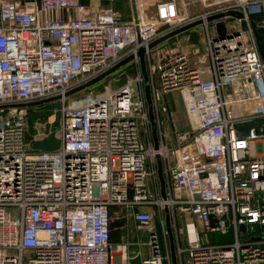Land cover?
<instances>
[{"label":"built area","instance_id":"2783aa9c","mask_svg":"<svg viewBox=\"0 0 264 264\" xmlns=\"http://www.w3.org/2000/svg\"><path fill=\"white\" fill-rule=\"evenodd\" d=\"M199 2L206 10L194 16L180 14L177 0H168L156 6L154 18L139 13L130 22L112 10L91 13L80 0H41L43 11H76L75 19L64 21L41 20L31 8L0 2V112L12 110L0 117V264H112L114 208L147 232L146 252L137 253L141 264H171L165 208L171 225L190 214L204 228L201 239L184 247L175 231L177 264H264V63L249 22L250 14L262 13L258 25L264 29V0ZM230 11L243 18H223L235 20L234 32L223 25L220 37L219 20L210 26L207 18ZM200 20L205 69L191 67L185 55L151 57L152 42ZM140 48L146 51L157 150L136 57ZM131 55L137 72L117 92L73 102L64 97ZM172 91L182 97L189 130L169 126L168 134L161 95ZM53 97H60L59 148L32 150V141L51 132L30 131L25 108L14 105ZM245 104L250 115L233 117L231 108ZM245 121L259 124L260 134L251 129L238 138L233 125ZM212 234L230 240L210 242Z\"/></svg>","mask_w":264,"mask_h":264},{"label":"rangeland","instance_id":"374dc122","mask_svg":"<svg viewBox=\"0 0 264 264\" xmlns=\"http://www.w3.org/2000/svg\"><path fill=\"white\" fill-rule=\"evenodd\" d=\"M189 0H185L186 3ZM199 10L201 12L205 11L206 8L203 4L198 1ZM220 5L215 4L213 7ZM189 7V6H188ZM188 9V8H187ZM189 15H191V10L188 9ZM210 26L214 24V21L209 22ZM220 24L225 25L227 27L228 33L234 32L231 30L230 26L235 24V20L230 19H222L219 21ZM151 57L159 58L160 60H168L170 57L177 55H185L188 63L193 68H198L203 70L206 68L207 63L203 58L204 55V43L202 37V28L195 27L191 29V32H184L182 35L171 38L160 45L154 47L151 51ZM139 60V59H138ZM133 61V60H132ZM130 62L123 67L119 68L115 72L108 75L106 78L102 79L97 84L92 87L72 95L69 97V101H77L85 96L92 95L94 97H100L104 95L111 94L113 92H117L120 90L128 81L129 78L134 77L137 72V67L134 62ZM140 68V67H139ZM241 83V81H240ZM239 83V84H240ZM231 89L238 88L235 87V84H232ZM145 95V94H144ZM162 103L166 105L169 109L168 119L165 120L164 128H166V132L169 134L170 127L178 128L181 125H186L187 117L185 114V108L183 105L182 97L178 91H172L167 94H162ZM40 108H36L34 110L29 107H25V112L28 115L30 131H35V127L39 134L52 132L53 124L56 121V107L55 103H46ZM37 107V106H36ZM237 110H242V106H236ZM235 107L231 108L232 113L236 111ZM30 109V110H29ZM30 111H35L36 115H33L32 122H30ZM12 113L10 109H4L3 112H0V117H6ZM33 113V112H32ZM164 116V115H163ZM165 118V116H164ZM170 126V127H169ZM142 135L144 132L141 128ZM49 136V135H48ZM29 149V146H26ZM181 219H177V227L173 224L171 225L173 234L178 235V239L186 244L191 241H197L200 239L199 236H202L204 228L196 219L190 214H184L181 216ZM195 224V225H194ZM159 226L158 220L156 216L153 215V227L157 229ZM147 236V232L144 230H138L135 227L134 222L132 221L129 214L121 208H114L111 211V243L113 246V256H112V264H127L128 260L132 257L137 256V253L140 250L146 249L142 247L145 242V238ZM213 235H210L211 238ZM217 236V235H215ZM188 240V242L186 241ZM176 246V244H175ZM170 250V248H169ZM124 253L126 254V259H122Z\"/></svg>","mask_w":264,"mask_h":264},{"label":"water","instance_id":"95a60500","mask_svg":"<svg viewBox=\"0 0 264 264\" xmlns=\"http://www.w3.org/2000/svg\"><path fill=\"white\" fill-rule=\"evenodd\" d=\"M234 17L236 19H241L243 18L242 15L238 12H234V11H230L227 13H223V14H217L214 16H211L209 18H207V22H212V21H220L225 17ZM262 13H252L249 15V22H250V29L252 31L257 49H258V53L259 56L262 60V62L264 63V29L258 25V22H260L262 20ZM202 23V21H196L193 23H190L184 27H181L179 29H176L162 37H160L159 39L155 40L154 42H152L147 50L151 51L154 47L160 45L161 43L181 34L186 32L189 29H192L194 27L200 26ZM241 28L243 31H247V26L246 24L242 21L241 23ZM216 29L218 32V35L220 37H224L225 36V32H224V26L222 24H220L219 22L216 25ZM235 34H238V32H235ZM228 36H231V34H229ZM145 54L146 51L144 48H140L137 52L136 57L139 59V67H140V72L143 78V83H144V94H145V100H146V104H147V110H148V117H149V121H150V126H151V133H152V140H153V146L154 149L157 150L158 149V133H157V124H156V119L153 113V108H152V100H151V93H150V86H149V79H148V75H147V70H146V63H145ZM132 60H134V56H128L125 59L121 60L119 63H117L116 65L112 66L110 69L106 70L105 72L101 73L99 76L67 91L64 95V97H70L72 95H75L77 93H80L90 87H92L93 85L97 84L98 82H100L102 79L106 78L108 75H110L111 73L115 72L116 70H118L119 68L123 67L124 65L130 63ZM60 99V97H53V98H49V99H45V100H41V101H36V102H32V103H27V104H20V105H14V107H21V108H25V107H32V106H39V105H43L46 103H55V107H56V121L53 124V129L51 134L44 138L41 141H32L31 136L29 135L28 132L25 133L24 138H25V142L27 144L31 142L30 144V148L32 150H39V151H54L56 149L59 148L60 145V141L55 137V134L59 131V103L58 100ZM234 131L236 133V136L240 139H244L246 136H248L249 132L251 129H254V133L255 134H260L259 129H260V125L254 123L253 121H245V122H238L235 123L233 125ZM182 132L188 131L189 127L185 126L183 128L180 129ZM264 133V130H263ZM156 161H157V170H158V179L160 182V188H161V196L163 199L166 198L165 196V185H164V179H163V173H162V163H161V159L159 156L156 157ZM197 199L199 198V196H195ZM164 217H165V228H166V232H167V237H168V241H169V248H170V258H171V264H177V259H176V254H175V242H174V234L171 228V222H170V213L169 210L167 208H165L164 210ZM128 264H141V260L140 257L137 255L135 257H132L128 260Z\"/></svg>","mask_w":264,"mask_h":264},{"label":"crops","instance_id":"0c3cea01","mask_svg":"<svg viewBox=\"0 0 264 264\" xmlns=\"http://www.w3.org/2000/svg\"><path fill=\"white\" fill-rule=\"evenodd\" d=\"M164 1L168 0H80V4L91 13H97L103 10H112L118 15L120 21L130 22L131 20L135 19L139 13H141L147 20L154 18L156 6ZM198 1L199 0H189L188 2L190 3H186L185 0H177V7L180 14L189 15L188 9H190V12H192L190 16H194L201 13V9L199 10ZM0 2L15 3L22 8H31L38 13L41 20L50 19L64 21L76 18V11L74 9L60 11H43L41 8V0H0ZM189 32H191V29L186 31V33ZM182 34L183 33L177 36H180ZM240 81L242 82V80H237L232 84H235V87H237L239 86ZM242 107V110H237V107L234 108L236 109V111L232 113L233 117L250 115L251 105L245 104ZM185 126V124L181 125L178 127V129H181ZM156 230H159V227H157ZM199 237L200 239L202 238V236ZM209 239L210 242H227L230 240V236H228V239H226V237L213 235L211 238L209 237ZM186 241L188 242V240ZM181 245L182 247H184L186 246V243L181 241Z\"/></svg>","mask_w":264,"mask_h":264},{"label":"trees","instance_id":"16d2710c","mask_svg":"<svg viewBox=\"0 0 264 264\" xmlns=\"http://www.w3.org/2000/svg\"><path fill=\"white\" fill-rule=\"evenodd\" d=\"M40 107H41V106H37V107H36V106H32V107H29V108L32 109V110H34V109H36V108L38 109V108H40ZM30 109H29V110H30ZM32 112H33V113H32ZM32 112L30 111V119H31L30 122H32L33 119L36 118V117H35V118L32 117L33 115H36V112H35V111H32ZM226 239H228V236L226 237Z\"/></svg>","mask_w":264,"mask_h":264},{"label":"bare ground","instance_id":"6f19581e","mask_svg":"<svg viewBox=\"0 0 264 264\" xmlns=\"http://www.w3.org/2000/svg\"><path fill=\"white\" fill-rule=\"evenodd\" d=\"M126 258V254L124 253V255H123V257H122V259L121 260H123V259H125Z\"/></svg>","mask_w":264,"mask_h":264},{"label":"flooded vegetation","instance_id":"af4514ba","mask_svg":"<svg viewBox=\"0 0 264 264\" xmlns=\"http://www.w3.org/2000/svg\"><path fill=\"white\" fill-rule=\"evenodd\" d=\"M167 240H168V237H167ZM168 244H169V241H168Z\"/></svg>","mask_w":264,"mask_h":264}]
</instances>
